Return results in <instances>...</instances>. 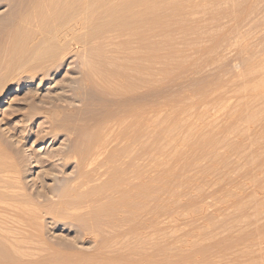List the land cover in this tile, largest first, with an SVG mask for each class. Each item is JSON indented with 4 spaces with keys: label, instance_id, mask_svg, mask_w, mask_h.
Masks as SVG:
<instances>
[{
    "label": "rangeland",
    "instance_id": "rangeland-1",
    "mask_svg": "<svg viewBox=\"0 0 264 264\" xmlns=\"http://www.w3.org/2000/svg\"><path fill=\"white\" fill-rule=\"evenodd\" d=\"M14 1L0 0V60L1 50L12 43L5 33L34 31L19 22L14 26L9 23L23 10L31 15L38 0ZM150 3L151 19L143 18L146 21L133 24L124 20L126 14L119 12L118 17L123 15L120 25L104 28L102 31L106 32L101 31L103 34L100 32L96 39L85 42L87 47L76 44L72 38L86 34L92 24L72 33L68 42L62 43L69 48L62 53L53 74L43 71L52 65L49 60L34 63L37 72L25 74L12 68H18L22 60L12 66L8 64L19 75L5 86L10 94H2L5 102L0 104V136L10 148H18V157L26 161V185L20 190L30 196L21 203L3 202L4 207L0 203V232L6 231L4 235L0 233L1 239L6 238L4 241L8 239L11 244L4 249L0 246V264H20L14 260L15 256L24 264H75L82 258H88V264H98L91 260L97 254L115 260L110 264H131L130 260L135 259L141 260L138 264H264V0H150ZM146 6L137 11H145ZM11 8L15 12L11 13ZM101 9L95 12L98 20L102 23L112 20ZM122 21L132 25H123ZM5 71L0 72L1 84L7 81ZM87 71L91 81L90 101L102 105L98 109L89 106L85 111L86 128L95 132L96 126L101 125L98 122H106L102 127L106 129L104 138L109 140L116 132L108 134L111 125L108 122L124 126L130 120L127 116L131 110L141 107L146 118L150 116L141 127L143 138L141 135L139 144L130 147L132 160L127 155L129 160L125 161H133L136 171L143 175V178L137 175L133 183H152L151 199H155L142 203L150 211L147 214L143 209L139 214L136 232L113 236L110 228L105 227L103 232L110 240L103 246H98L93 235L85 234L87 226L81 216L70 217L69 213V219L57 217L59 211L62 214L67 211L58 204L62 203L65 188L57 181L74 176L76 170L74 166L62 169L53 156L67 148L74 136L67 133L74 124L67 123L70 126H65L66 130L51 138V131L57 133L54 129L64 122L49 120L55 115L63 117L67 98L80 107L70 89L83 83ZM168 130L176 133V137ZM129 141L123 139L119 144L128 145ZM141 142L150 145L147 154L140 151ZM117 144L114 141L104 151L107 153ZM10 148L0 156L10 153ZM39 205L44 207L43 211ZM29 209L37 211L31 210L30 218ZM45 209L50 211L47 213ZM84 209L70 210L71 214L80 215ZM14 210L28 211L27 219L25 213L17 215ZM34 213L37 214L31 218ZM32 223L40 228L37 226L36 230L33 224L35 231ZM129 227L127 224L123 228L126 231ZM24 237H29L28 244ZM51 253L57 256L56 260Z\"/></svg>",
    "mask_w": 264,
    "mask_h": 264
},
{
    "label": "bare ground",
    "instance_id": "bare-ground-1",
    "mask_svg": "<svg viewBox=\"0 0 264 264\" xmlns=\"http://www.w3.org/2000/svg\"><path fill=\"white\" fill-rule=\"evenodd\" d=\"M112 2H115L114 3L115 5L111 4ZM12 4H13V2H12ZM143 5H145V6L147 5L146 6L147 9L145 11H141V10L137 11L138 8L142 7ZM149 5L151 6L150 0H38L37 3L35 4V8L33 7L35 9V11H33L31 15L28 14L27 10H26V12H27L26 13V12H24L25 10L22 9L23 11L18 12V14L16 16V20H14L13 23L12 22L9 23V26H11V25L14 26L15 24H18V22H19V24L21 23V26L25 25L27 27L28 26L33 27L34 31H35L34 27H36L37 30L35 32L33 31L31 33H29V32H17L15 30H14V32L12 31L13 33H10V31L5 33V35H7L9 38H11L12 43H11V46H7L1 50V51H3V55H2V58L0 60L1 61L0 62V72L2 70L3 71L6 70L5 72L7 74L5 72L4 73L6 75L5 78H7V81L4 80L5 83H3V84H1L2 81L0 82V96H1L0 97V104L5 102L4 101L5 97H3L2 94H4V96H6L5 94H7V95L10 94V93H8L10 91V89H5V86H7L12 80H15L14 78L17 75H19V74L15 75L14 71L20 70V74L21 73H24V74L25 73H35V72H37V67L33 66L34 63H38L42 60H49V62L50 61L52 62V65L49 64L48 66H46L43 69V71H45L47 74H48V72H49V74L50 73L53 74L56 71L55 69L58 67L60 61L62 60V53H65L68 50L67 48H69V46L67 48H65L63 46L64 44L62 45V43H66L65 41L68 42L67 38L72 33H75V32L77 33L78 31H80V29L84 28L85 26L87 27V25L92 24L93 28H90L88 26V28H90V29H89V31L86 32V34L81 33L80 35H82V36L72 38L73 40L76 41V44H82L85 47H87L88 44L86 45L85 42H88V41L90 42V40L96 39L98 34L104 28L109 27L111 25H116L118 23L120 25L121 21L119 19L124 14H126V15L124 16L125 19H124V17H123V19L129 20V22H132L133 24L139 23L140 21H142L143 18H145L147 20L151 19L152 18L151 17V15H152L151 9L152 8L150 9ZM31 6H32V4H31ZM101 8H104L106 13L108 15L112 16V20L105 22V23H102L98 20L99 18L95 16V12L96 11L101 12V10H102ZM8 9H10V7ZM98 9H100V10H98ZM11 10H12V8H11ZM11 10H9V12ZM13 12H15V11L12 10L11 13H13ZM119 12L123 13V15L120 17L117 16V15H119L118 14ZM103 14L104 13H102V16H103ZM126 18H129V19H126ZM145 19H143V21H146ZM107 20H109V19H107ZM125 23H127V22H125ZM122 24H123V21H122ZM127 24H128V26H130L129 24H131V23H127ZM24 29L27 30L25 27H24ZM106 29H104V30H106ZM3 30H5V29H3ZM30 30H32V28H30ZM102 32L104 33L106 31H102ZM82 39H83V41L78 42L79 40H82ZM72 41H70V39H69V43L70 42L72 43ZM71 46H73V45H71ZM147 54H148V52H147ZM146 56H148V55H146ZM17 60H20L19 63H21V60H22L23 64L21 63V65L18 66V68L12 67L14 69V71H12L13 69L12 70L10 69L12 66V63L17 62ZM88 63H89L88 60L85 61L86 66ZM8 64L9 65L11 64V66H9ZM7 66H9V67H7ZM87 69H88V67H87ZM1 73H3V72H1ZM87 73H88V71L84 74L85 78H84L83 83L79 84L76 87H73V89H70L72 91V94H73L72 96L78 98L77 101L78 100L80 101V103H81L80 107L73 105L72 101H67V99H68L67 98L65 100V102H67V106L65 107L66 111H65L63 117H62V115H57V116L55 115V116L51 117L49 120L50 122H53V123L55 121L60 122V123H61V121L64 122L63 125L61 124L54 129L55 131H57V133H55L54 130H53L54 133H52V131H51V134H50L51 138H53L55 135L56 136L60 135V134H58V131L66 130L65 126H70L68 124H71V125L74 124L72 126L73 128L70 131L68 130V133H67V134L74 135V136H72L73 138L70 139L71 141L68 143L67 148L63 149L61 151H58L53 156V157L57 158V160L60 161L59 165L62 169H66L68 166H74V168L76 170V174L74 176H72V177L70 176L68 178H65L63 181H61L60 179H58V181H57V184L60 183L64 186L63 188H65L63 190L64 192L61 190L63 192V193L61 192L62 193L61 196L63 197L62 198L63 200L61 199L62 203H58V204L61 205V208H64V210H67L68 213L66 214V212H67L66 211V212H64L66 215L64 213L62 214V211H59L61 208H59V210L57 209L59 207V205L55 209H57L60 212L59 216H57L59 218L64 217V216L67 217V215L69 213H70V215H68V216H70V217H73V216H79L80 217L81 216L82 221H84L85 225L87 226L85 234L93 235L92 237H94V239L96 240V243H98V246H103V245H107V243L110 240L107 236L108 234L106 235V234H104L106 232H103L105 227L110 228L109 232L111 230L113 233V236H114V234L120 235V234H124V233H127L126 235H128V232H131V233L134 232L137 228L136 225L138 224L137 223L138 222L137 221L138 216L144 209L142 207V203L144 202V204H146L149 200L152 201L153 199H155V198L151 199V196L153 195L152 194L153 190H152V187L150 184H152V183H148V182L144 183L143 181H142L143 184H135V182L133 183L132 179L134 180V178L137 177V175H140L141 172L138 173V171H136V168H134L136 166H134L133 161H132V163H131V161L130 162L125 161L126 158L129 160V158L131 157V156L129 157V153L131 152L130 147L134 144H137V145L139 144V139H140L141 135L144 133L143 132L141 134V130H142L141 127L144 125L143 123L146 120H147V122L150 120V116H148L146 118V116L144 115L145 110L141 107L138 109L131 110L130 113L128 112L129 114L127 117L130 120H128L127 123L125 121L126 125H124V126L113 124L112 123L113 121L108 122L107 125L109 123H111V125H109L110 128H108V130H107L108 134L109 133L111 134L112 132H116V135L114 134L115 136L113 137V139L111 138L109 140H106L104 138V136H105L104 133H105L106 129L104 130L105 127H102V124L105 125L106 122L101 123L102 121H100L98 123L101 125H98V126H96L97 124L94 125L97 128V129H95V132H93L88 127H87L88 128L87 129L85 127V124L88 120V117L86 116L87 113L85 111H87V109H89L88 108L89 106L91 108L94 107L93 109H96V108L98 109L102 105L101 104L102 102H98V103L94 102L93 103L90 101V99H91L90 93L92 91L89 92L88 89L90 87L89 83H91V81L88 79L89 76ZM93 91L96 92V90H93ZM102 91H104V90H102ZM1 92H4V93H1ZM100 92L101 91H99V93ZM127 92H128V90H127ZM93 96L91 95V97H93ZM138 96H140V95H138ZM62 112L63 111H61V113ZM58 113H60V112L58 111ZM84 122H85V124H84ZM65 124H67V125H65ZM76 126H79V127H76ZM186 127H185V129H186ZM50 129H51V127H50ZM176 130H178V129H176ZM88 131H90L89 135H85L86 132H88ZM168 131H171V130H168ZM172 132L173 131H171V135H174V136L177 135L176 133L172 134ZM166 134H167V132H166ZM182 134H183V131H182ZM151 135H149V136L151 137ZM171 135H169V136H171ZM178 136H180V133H178ZM171 137H173V136H171ZM142 138H143V135H142ZM182 138L184 139V136ZM123 139L131 140V142L129 141L130 144H128V145H121V143L119 144L120 140H123ZM114 141L117 142L118 144L111 146V148L108 149L109 151L106 153V151H104V150L107 149L110 146V144L112 145V143ZM149 141H150V139H149ZM140 146H139L140 151L144 152V153L146 152V154H147V148L150 145L147 142L146 143L143 142L142 144H140ZM8 148H10L9 144H7L4 140V138H2L0 136V153H2V152L4 153L5 152L4 150H7ZM17 151H18V148H17V150H15V147H14V148H12V151H10V153H6L3 156H0V203L1 204L3 202L6 204V202H8V201H9L8 203H10V201L13 202L12 204H16L17 202L21 203L23 200L28 199V197L30 196L27 193H25V191L21 192V190H20V188L22 189L26 185V184L24 185V183H25L24 182V172L26 171L25 167L27 165H26L25 160L20 159V157H18ZM133 151L134 150H132V152ZM127 155L129 158L127 157ZM132 156H137V154L136 155L132 154ZM178 157H181V156L178 155ZM154 158H156V157H154ZM130 159L132 160V158H130ZM173 159L175 160V158H173ZM43 162H45V161H43ZM151 163H154V161L153 162L151 161ZM158 167H160V165ZM140 170H141V168H140ZM152 170H153V168H152ZM159 171H161V170L159 169ZM140 177L143 178V175H140ZM149 177H151V176H149ZM98 180H100V181L103 180V181L99 182V184H95V182ZM135 180H136V178H135ZM137 180H138V178H137ZM55 182H56V180L54 181V183ZM154 188H156V187H154ZM165 190H167V189H165ZM161 192H163V191H161ZM153 193L155 194L156 192H153ZM165 194H167V191H166V193H164V195ZM159 196L160 195L158 193L157 197L159 198ZM163 197L164 196H162V199H163ZM156 202H158V201H156ZM144 204H143V206H144ZM149 205H147V207ZM153 206H155V205H153ZM157 206L159 207L158 204H157ZM2 207H4L3 204H2ZM2 207H1V209L3 210L4 208H2ZM31 207H33V206H31ZM39 207L42 208L43 206L39 205ZM82 207L85 208L84 212H83L84 214L82 213L83 215L81 213L79 215V213L77 214V212H73L71 214V210H70L71 208H73V210H74L75 208H82ZM162 207H164V206L162 205ZM35 208L38 209V207H35ZM45 208H47V206ZM155 208H156V206H155ZM47 209H50V207H48ZM31 210L32 209H29V211H30L28 213L29 216L25 213L28 211H25V212H17L15 210L14 211H15V214H17V215L19 213H20V215H21V213L22 214L25 213V215L24 214L23 215L25 217L27 215L30 218V216H32V214L30 215V213H33V212H31ZM43 210H44V207H43L42 211ZM53 210L54 209H52V211ZM32 211L37 212L35 210H32ZM45 211L48 213L50 210L45 209ZM52 211H51V213H52ZM55 211H53V212H55ZM74 211H76V210H74ZM149 211L150 210L146 211V213ZM161 211H163V210H161ZM36 214L37 213H34L33 217H31V218H34V215H36ZM143 217H145L144 214L142 215V218ZM151 217H153V216H151ZM29 218H28V220H29ZM26 219H27V217H26ZM36 220H38V219H36ZM6 222H8V221H6ZM6 222H5V224H7ZM3 224L1 222V225H3ZM29 224L31 225V223H29ZM29 224H27V226H29ZM33 224L34 223H32V226H33ZM35 224H34V226H35ZM127 224H130V227L128 230L125 231V228H123V227ZM34 226L32 228H34ZM37 226H38V224L35 226L37 228L36 230H38V227H39V226L38 227ZM106 229L108 230V228H106ZM5 230H7V228ZM34 230H35V228H34ZM34 230H31V231L34 232ZM4 232H6V231H4ZM4 232H2V234ZM27 232H30V230ZM84 232H85V230H84ZM109 232H107V233H109ZM30 233H32V232H30ZM2 234H0V246H1V248L3 247V249L9 248V245H11V244H10V242H7V241H9L8 239L6 242L4 241V239H6V238H4L3 240L1 239V236L4 235V234L3 235ZM27 236H29V235H27ZM157 238H156V240H157ZM27 239H25V237H24V240H27ZM32 239L33 238H31V242L33 243ZM28 240L26 241V243L28 242ZM156 240H155V243H156ZM35 241H37V240L35 239ZM20 243L21 242H19V246H20ZM26 243L23 242L24 245L23 244H21V245L25 246ZM32 243H31V245L35 244V243L34 244H32ZM37 243H39V242H37ZM158 243L160 244V242H158ZM13 244L14 243H12V246H14ZM15 244H16V242H15ZM16 245H18V243ZM226 246H228V245H226ZM233 246L234 245H232V247ZM125 247H127V246H124V248ZM155 247H157V246H155ZM228 247H230V246H228ZM151 248H153L152 245H151ZM160 248H162V247L160 246ZM160 248H159V250H160ZM225 248H227V247H225ZM135 251H137V249ZM136 253H138V252H136ZM150 253L152 254V252H150ZM51 254H52L51 256L54 255L53 253H51ZM139 254H136V255H139ZM17 255H19V257H21L20 254H17ZM49 256H50V254H49ZM15 257L16 258H14V260L16 262H18L20 264L26 263V262H22L23 260H21V259H17V256H15ZM53 257H55V255ZM21 258H23V257H21ZM56 258H57V256L55 257V260H56ZM92 258L93 259H91V260H95L94 262L97 261L96 263H98V264H110V263L115 262V260H111L110 258L106 257L105 254H97V255L93 256ZM135 258H137V257H135ZM88 260H89L88 258L78 259V261L75 262V264H88L89 263ZM130 261H131V264H138V261H141V260L135 259V260H130ZM4 263H5V261H4ZM117 263L122 264V262H117Z\"/></svg>",
    "mask_w": 264,
    "mask_h": 264
}]
</instances>
